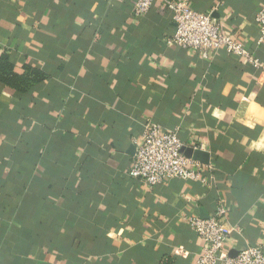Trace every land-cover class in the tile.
I'll return each mask as SVG.
<instances>
[{"label": "crops", "instance_id": "1", "mask_svg": "<svg viewBox=\"0 0 264 264\" xmlns=\"http://www.w3.org/2000/svg\"><path fill=\"white\" fill-rule=\"evenodd\" d=\"M186 1L264 62V0ZM132 2L0 0V56L28 80L0 82V264H197L185 217L219 204L226 254L264 248V69L169 43L168 9ZM146 121L179 126L199 180L129 176Z\"/></svg>", "mask_w": 264, "mask_h": 264}, {"label": "built area", "instance_id": "2", "mask_svg": "<svg viewBox=\"0 0 264 264\" xmlns=\"http://www.w3.org/2000/svg\"><path fill=\"white\" fill-rule=\"evenodd\" d=\"M156 2L168 9L174 22V32L168 39L169 43L194 49L202 55L221 49L244 59L254 68L264 69V62L250 53L230 31L222 29L213 20L211 13L196 9L186 0H133V15H146ZM255 22L258 27L257 42L263 43L264 5L256 11ZM179 130V126L164 128L152 121H146L141 134L132 139L134 151L129 163V176L148 186L162 184L173 178L184 181L199 180L201 175L198 163L183 154ZM227 214L228 209L219 204L209 217H185L189 227L204 244L198 254L197 264H264L262 245L241 247L233 256L223 251L232 230L227 223ZM177 254L183 255L184 252L180 249Z\"/></svg>", "mask_w": 264, "mask_h": 264}, {"label": "trees", "instance_id": "3", "mask_svg": "<svg viewBox=\"0 0 264 264\" xmlns=\"http://www.w3.org/2000/svg\"><path fill=\"white\" fill-rule=\"evenodd\" d=\"M25 69L34 75L40 73L37 69L29 67H26ZM0 82L20 91H24V88L28 85V80L25 76L19 75L13 71L12 64L8 61L7 54L0 56Z\"/></svg>", "mask_w": 264, "mask_h": 264}]
</instances>
